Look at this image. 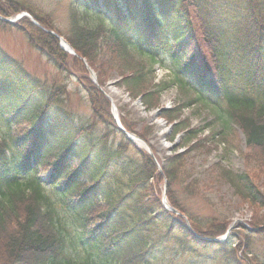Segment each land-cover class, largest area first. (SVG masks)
<instances>
[{"label":"trees","instance_id":"16d2710c","mask_svg":"<svg viewBox=\"0 0 264 264\" xmlns=\"http://www.w3.org/2000/svg\"><path fill=\"white\" fill-rule=\"evenodd\" d=\"M71 7L63 35L24 0H0L4 17L22 10L36 17L41 27L25 16L0 22L23 32L61 72L74 74L90 111L77 118L62 102L65 84L44 83L0 47V264H77L67 252L74 248L85 252L79 264H151L160 242L191 257L213 251L237 264L248 235L237 246L213 240L228 223L190 216L169 187L167 202L186 214L189 227L161 203L160 180L169 186L178 175L199 129L173 121L186 151L158 163L117 128L110 100L83 60L99 85L114 69L117 85L145 109L177 85L193 93L178 109L209 104L225 128L241 129L244 156L256 170L222 173L243 201L264 209L256 184L257 171L264 172V0H73ZM84 17L96 24H83ZM44 28L64 37L76 56ZM107 50L108 61L101 59ZM157 66L168 69L167 79L156 80ZM159 115L178 116L165 107ZM119 120L133 132L125 116ZM42 168L46 180L38 176ZM253 225L246 230L264 239V226Z\"/></svg>","mask_w":264,"mask_h":264},{"label":"rangeland","instance_id":"374dc122","mask_svg":"<svg viewBox=\"0 0 264 264\" xmlns=\"http://www.w3.org/2000/svg\"><path fill=\"white\" fill-rule=\"evenodd\" d=\"M72 1L24 0V3L36 14H46L50 17L54 27H57L61 34L65 35L71 28ZM22 11L27 12L26 10ZM28 14L39 24L36 17ZM82 23L95 25L96 21L84 17ZM53 32L56 33L55 30ZM0 47L44 83L65 84L67 92L62 98V102L66 108H69L77 118L82 120L89 117L86 93L76 80L75 75L61 72L51 60H48L38 49L30 45L23 32L0 22ZM101 57L104 60L109 59L108 50ZM93 72L96 79V72L94 70ZM168 72L166 68H157V80L167 79ZM107 75L108 79L103 85H100L102 91L105 95L107 94L110 100H112L110 88L122 93L121 98L113 99L118 117L125 116L132 125L133 132L138 136L145 134V139L139 137L146 141L158 163L168 155L174 154L173 152L186 151L185 146L179 145L183 132L180 131L173 135V121L176 122L180 119L184 124L189 123L190 127L199 129L198 136L193 141L194 143L198 142V145L189 149L184 160L185 163L178 175L169 186L165 178L160 180L161 194L163 196V192L165 194L169 187L185 211L200 221L212 218L225 220L228 223L225 236L217 237L223 243L237 246L238 243L244 241V235H248V247H241L242 249L238 250L241 259L237 264L263 263L264 239L246 230L245 226L254 227L253 224L264 226V209L253 208L243 201L222 173L223 170L235 172L256 170L253 163L248 162L244 156L248 152V147H246V139L241 129L233 124L230 125V128H225L221 123L222 118H216L209 104L196 102L192 106L178 109L180 108L179 104L191 97L193 93L190 90L180 89L177 85L164 90L159 96L158 104L153 108L145 109L140 104L135 106L134 102L137 99L127 96L122 85H117L116 81L120 79L117 72L114 69H109ZM88 77L90 78L89 72ZM258 103L259 101L255 100V104ZM220 105L225 106L224 101H221ZM164 107L176 109L178 116L172 121H168L162 118L159 113L155 114L158 109ZM0 131H4V126L1 123ZM38 172V176L44 180L47 179L48 172L43 168ZM256 179V184L264 195V172L257 171ZM165 197L167 200L166 194ZM184 221L188 224V219L184 218ZM223 236L224 238H222ZM156 247L158 248L151 264H225L221 257L213 251L201 252L202 256L191 257L188 253L179 252L167 242H160ZM67 252L70 260L77 264L83 262L85 252L80 248L67 249Z\"/></svg>","mask_w":264,"mask_h":264},{"label":"water","instance_id":"95a60500","mask_svg":"<svg viewBox=\"0 0 264 264\" xmlns=\"http://www.w3.org/2000/svg\"><path fill=\"white\" fill-rule=\"evenodd\" d=\"M21 16H26L27 18H29V19L31 20V22H34L36 25H39V24L33 19V17H31V16H30L27 12H25V11H21V13H19V14L13 16V17H11V18L3 17V16L0 15V19L3 20V21L6 22V23L11 24V23H14L15 21L21 19ZM44 29H45L46 32H48L49 34L55 36V37L58 39L60 48H62L64 51H67V52H69L70 54L76 56V54H75V52H74V49L71 48V46H70L69 43L66 41V39H64L63 37H61V36L58 35L57 33L53 32L52 30H49V29H46V28H44ZM84 64H85V67H86L87 71H88L89 74H90V78L93 80V82L95 83V85L97 86V88H98V89H101L100 85L97 84V81H96V79H95V74H94L92 68H90L89 66H87V64H86L85 61H84ZM101 90H102V89H101ZM106 96H107V94H106ZM107 97H108V96H107ZM108 98H109V97H108ZM109 100H110V98H109ZM139 101H140V99H137V100H136V103H139ZM110 110H111V113H112L113 119H114V121H115V123H116V125H117V128H118L122 133H124L125 137H126L130 142H132L133 144L139 146L135 141H133V138H136V139H138V140H140V141H142V140L139 138V136H138L136 133H134V132L132 133V132L126 131V130L123 128V126L121 125V122L119 121V118H118L117 112H116V110H115V105H114V103L112 102V100H111ZM158 112H159V110H157V111L155 112V114L158 113ZM142 142L144 143V145H143V146H140V147H142L144 150H146L147 152H149V154L153 157V152L150 150V148H149V146L147 145V143L144 142V141H142ZM161 201H162V204H164V207H165L167 210H170L171 212H173V213L176 214V215H181V216L184 217L183 214L179 213V212H178L175 208H173L170 204H167V202H166V197H165L164 192H163V196H162V200H161ZM224 236H225V235H224ZM224 236H223L222 238H224ZM213 240H217V239L213 238Z\"/></svg>","mask_w":264,"mask_h":264},{"label":"bare ground","instance_id":"6f19581e","mask_svg":"<svg viewBox=\"0 0 264 264\" xmlns=\"http://www.w3.org/2000/svg\"><path fill=\"white\" fill-rule=\"evenodd\" d=\"M110 89H111L110 90V95H111L112 100L114 98H116V97L117 98H121L122 93L119 90H116V89H113V88H110ZM113 102H114V100H113ZM134 105L137 106L138 104L136 102H134ZM133 141H135L140 146L144 145V143L142 141H140V140H138L136 138H133Z\"/></svg>","mask_w":264,"mask_h":264}]
</instances>
